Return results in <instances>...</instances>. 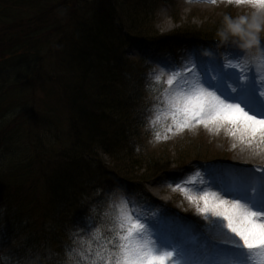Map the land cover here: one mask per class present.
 <instances>
[{
    "label": "trees",
    "instance_id": "obj_1",
    "mask_svg": "<svg viewBox=\"0 0 264 264\" xmlns=\"http://www.w3.org/2000/svg\"><path fill=\"white\" fill-rule=\"evenodd\" d=\"M169 2L0 0V49L6 50L0 58H31L41 67L43 56L60 53L62 71L71 74L64 79L73 134L54 157L45 153L44 162L41 154L39 165L49 167L38 173L41 186L35 175L29 183H17L20 170L1 174L0 264H10L9 253L23 264H68L74 241L85 251L95 249L94 240L112 228L109 204L116 181L134 177L130 168L142 162L138 133L147 125L156 89L148 68L136 72L122 50L130 36L160 47L179 44V36L154 38L152 15ZM167 167L145 169L143 181ZM85 222L95 225L92 238L81 227Z\"/></svg>",
    "mask_w": 264,
    "mask_h": 264
},
{
    "label": "rangeland",
    "instance_id": "obj_2",
    "mask_svg": "<svg viewBox=\"0 0 264 264\" xmlns=\"http://www.w3.org/2000/svg\"><path fill=\"white\" fill-rule=\"evenodd\" d=\"M169 3V7L158 6L152 15L153 28L158 32L154 38L176 39L180 35H188L209 39L216 33L220 37L241 35L248 40L255 37L259 42V38L264 37V22L251 24V18L264 5L254 4L252 0H243L242 3H237L236 0H170ZM234 26H238L239 31L234 30ZM155 43L157 42L154 40L147 42V47L141 48L140 51L135 46L137 54L126 49L122 57L134 65L136 72L143 71L140 62L146 57L142 56L146 49L152 50L159 61L179 62L189 57V50L194 49L201 60L209 59L214 65H217L222 57L220 51H212V48H208L203 54L202 46L193 42H188L179 51L159 48ZM227 44L222 43L223 46ZM167 47H170V41ZM220 48L216 47L217 50ZM5 52V49H0V53ZM59 56V52L49 58L43 56L41 67L31 58H0V176L9 171L20 170L21 181L18 179L17 183H29L35 175L36 183L41 186L38 173L49 168L46 163L39 165L42 157L44 162L47 161L44 154L50 153L51 157H54L72 141L69 91L64 79L66 75L70 77L71 74L62 71L64 64ZM146 61L150 63L149 58ZM155 74L159 73L154 70L153 65L152 72L147 73V78L152 84H155ZM169 76L170 73L164 74L161 83L155 84L156 89L152 93L156 100L151 101L146 127L139 129L138 152L142 155V162L131 168L127 166L132 170L134 177L122 178L118 182L109 204V212L113 219L116 215L115 206L125 198L134 202L137 209L145 213L152 211L149 206L155 204L159 207L153 210L156 219L167 225H176L177 232L181 236L184 235V238L186 233L179 232L178 228L186 230L188 235L194 234L195 239L205 244L212 239L208 229L209 220L197 214V203L189 197L198 199L202 195L197 194L194 188L202 181L208 166L200 160L185 169H181V165L184 166L191 159L205 161L214 157L224 158V161L231 163L235 151L231 148L230 140L223 134L211 133L210 126L194 125L189 129L170 133L165 126L164 116L155 119L160 115L157 100L163 95L159 97L156 92H164L162 85L164 83L165 89L167 88L166 81ZM157 133L161 139H157ZM164 136H167V139H164ZM41 154L44 156L41 157ZM181 158H185V161L180 162ZM160 164L171 167L169 171L176 176L178 183L164 186L158 192L153 184L160 182L161 176L149 181L143 180L145 169ZM257 165H264V162ZM185 173L188 174L186 178L180 176ZM180 178L182 181H179ZM144 198L148 199L146 205L143 204ZM200 203L202 206V202Z\"/></svg>",
    "mask_w": 264,
    "mask_h": 264
},
{
    "label": "snow or ice",
    "instance_id": "obj_3",
    "mask_svg": "<svg viewBox=\"0 0 264 264\" xmlns=\"http://www.w3.org/2000/svg\"><path fill=\"white\" fill-rule=\"evenodd\" d=\"M252 2L264 5V0ZM257 43L253 37L246 47ZM160 63L170 76L157 100L160 115L155 119L164 116L168 132L194 125L231 126L233 136L239 132L241 139L264 140V51L251 54L230 49L217 65L192 56ZM163 69L154 75L157 85ZM157 139H161L159 133ZM252 173L237 185L209 179L197 186L202 193L198 199L189 197L209 220L212 239L201 246L189 248L161 236L152 227L155 215L138 210L125 198L115 206L112 228L94 240L96 248L85 251L74 241L66 254L68 264H264V169L257 166ZM209 188L219 191L205 190ZM228 196L232 199L224 198ZM81 227L92 238L95 225L85 222ZM9 260L23 264L12 253Z\"/></svg>",
    "mask_w": 264,
    "mask_h": 264
},
{
    "label": "bare ground",
    "instance_id": "obj_4",
    "mask_svg": "<svg viewBox=\"0 0 264 264\" xmlns=\"http://www.w3.org/2000/svg\"><path fill=\"white\" fill-rule=\"evenodd\" d=\"M259 21L264 22V6H261L256 12L255 16L251 18V24H255ZM230 127L231 126H223V127L210 126V132L213 134H218V135L223 134L226 138L230 140L231 148L233 152L235 151V154H234L233 161L231 163L232 170L226 173V178H227L226 182H227V185H237L246 176L253 174L250 171L251 165H257L258 163L264 162V140H261L260 138L251 139L246 136L243 139H241L239 132H237V134L233 136L231 134ZM220 172H221L220 169L209 170L208 175L206 177L212 178L214 177V175ZM153 186H155L156 190L159 192L165 185L164 183L161 184V182H156L155 184H153ZM197 186L195 187L194 191L197 194H199L201 192L197 191ZM207 190H209L210 192L217 191L215 188H209ZM224 198L227 200L232 199V197L230 196L224 197ZM197 214L202 215L199 210L197 211ZM167 237L172 239L174 242L181 244V245H185L189 248H195V247L203 245L201 244V240L195 239V237L188 235L187 233L185 234V238H188V237L189 238L185 239L184 235L181 236L177 232V229L168 230Z\"/></svg>",
    "mask_w": 264,
    "mask_h": 264
}]
</instances>
